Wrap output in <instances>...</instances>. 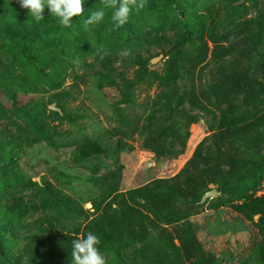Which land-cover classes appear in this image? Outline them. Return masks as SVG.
Segmentation results:
<instances>
[{"label": "rangeland", "instance_id": "obj_1", "mask_svg": "<svg viewBox=\"0 0 264 264\" xmlns=\"http://www.w3.org/2000/svg\"><path fill=\"white\" fill-rule=\"evenodd\" d=\"M99 6L100 0L77 17L82 31L83 21ZM201 16L205 28L214 21L219 33H230L223 45L233 52L225 59L216 57L206 35L202 42L209 51H198L200 26H195ZM258 23L264 25V0H147L122 28L109 31L110 14L91 27L84 50L71 48V39L60 28H50L47 40L36 42L41 51L36 68L0 77V264H33L24 254L28 238L35 244L42 230L47 235L61 229L80 232L109 203L118 210L119 199L113 198L120 193L154 187L158 181H183L181 174L198 150L209 167L199 165L189 172L206 186L198 189L196 200L174 203L183 212L179 225L191 226L211 264H264V182L250 192L258 213L246 218L234 208L243 199L232 186L219 179L207 184L212 173L202 174L219 165V170L227 169L218 158L215 137L222 108L212 93L218 66L237 72L249 67L250 87L264 85V31ZM123 49H131L132 55L122 57ZM77 59L78 65L73 63ZM242 100L243 95L234 100L241 114L264 108V96L257 108L245 107ZM51 104L60 110L59 118L51 114ZM33 119L44 122L45 140L32 133ZM92 144L98 153L81 156L79 148ZM233 148L241 157L264 164V145L258 150ZM39 188L55 194L50 203L57 211L33 209L41 199ZM211 189L216 197L200 203ZM15 202L25 208L8 214L6 206ZM58 218L61 224L52 220ZM176 227L160 223L149 228L142 242L101 251L109 264H147L145 258L175 264L160 231L174 234Z\"/></svg>", "mask_w": 264, "mask_h": 264}, {"label": "trees", "instance_id": "obj_2", "mask_svg": "<svg viewBox=\"0 0 264 264\" xmlns=\"http://www.w3.org/2000/svg\"><path fill=\"white\" fill-rule=\"evenodd\" d=\"M97 2L98 0H84L85 11ZM177 6L180 7V2L177 3ZM44 15L45 20L37 24L31 20L28 11L21 8L17 0H0V77L12 76L16 72L17 76L21 73L25 75L28 66L33 65V68H36L34 67L35 63H39L41 60L40 47H37L36 42L39 39L47 40L50 28H60L61 32L71 39V48L84 50L89 46L87 32L82 31L77 18L73 19L70 28H64L59 25L58 19L51 16L47 10ZM191 22H187L185 25L187 26ZM206 24V19L203 16L196 22L195 27L200 26V28L196 29L199 33L197 32L195 36L196 39L201 40L198 51L201 54L209 51L207 44L202 42L203 36L206 35L207 40L212 44V51L216 52V57L225 59L233 52L232 47L223 45L227 44L230 33H219L218 26L214 21H211L207 28H205ZM258 27L264 31L263 24L258 23ZM252 39H257V35H253ZM14 64H17L18 71L13 68ZM249 70L248 67L244 72H237L235 69H229L222 65L216 69V81L212 86V93L219 98L222 108L218 133L215 137L219 142L218 158L225 163L227 169L219 170V165L216 169L202 172L203 175L212 173V176L209 175L207 184L217 182L219 179L222 185L230 184L232 186L234 193L239 194V198L243 199L234 205V208L246 218H251L258 213L256 201L250 192L255 191L264 182V164L252 157H241L237 153V149L233 148L243 145L249 149L258 150L264 145V108L256 109L252 115H245L238 111L239 108L234 103L235 98L239 95H243V105L247 108H257L262 102L264 85H259V89L251 88L252 79L249 77ZM137 76L141 78L142 75L138 72ZM262 80L264 82V69ZM181 102L183 101L181 100ZM51 114L57 118L60 117L56 111ZM34 119L29 124L32 133L37 138L45 140L48 130L45 128L44 122L42 119L37 121ZM79 151L81 156L87 158L97 154L99 149L95 144H92L80 147ZM204 158L199 150L195 152L181 174V177H184L181 182L168 184L166 181H158L154 187H143L130 190L125 194H118L113 198L115 201L119 199L118 210L112 209L109 203L105 213L91 219L80 232L76 230L74 233H65L61 229L47 235V232L42 230L43 228L39 224V230H42L41 237L36 240L35 244H31L32 239L28 238L24 254L30 258L33 264H71L72 242L83 238L88 232H93L101 238L100 250H102L125 245L129 241L142 242L146 240L149 228L157 229L162 223L177 225L174 234L166 233L163 229L160 231V239L173 259V263L211 264L212 258L202 252L191 226L179 225L183 212L174 205L175 202L189 197H194L196 200L198 189L206 186L205 183H197V180L189 172V170L197 169L199 165H205L208 168L210 162L206 163ZM100 180L105 182L107 179L103 177ZM26 184H30V181ZM164 184L168 185L165 191L161 188ZM34 185L38 186L37 183ZM49 191L48 188H39L41 199L39 205L33 209L41 212L53 209L57 211L59 207L50 203V199L54 198L55 194ZM24 208L23 202H15L11 206H6V209L9 210L8 214L20 212ZM52 220L61 224V218ZM48 222L51 224V220ZM46 247L49 250L45 254H41ZM50 260H52L51 263H47ZM145 261L148 262L147 264H155L154 262L150 263L147 258ZM158 263L163 264L162 262ZM158 263L156 262V264Z\"/></svg>", "mask_w": 264, "mask_h": 264}, {"label": "clouds", "instance_id": "obj_3", "mask_svg": "<svg viewBox=\"0 0 264 264\" xmlns=\"http://www.w3.org/2000/svg\"><path fill=\"white\" fill-rule=\"evenodd\" d=\"M21 8L28 11L31 20L40 23L45 20V11L58 19L61 27L70 28L74 18L83 17L84 0H17ZM147 0H100V6L92 11L83 21L85 31L100 25L110 14L113 27L109 31L124 27L129 23L133 13L138 14L145 8ZM120 55L128 58L131 49H123ZM79 64V59L73 61ZM101 238L88 232L83 238L72 242L71 264H109L108 257L100 250Z\"/></svg>", "mask_w": 264, "mask_h": 264}, {"label": "water", "instance_id": "obj_4", "mask_svg": "<svg viewBox=\"0 0 264 264\" xmlns=\"http://www.w3.org/2000/svg\"><path fill=\"white\" fill-rule=\"evenodd\" d=\"M49 109L60 113V110L58 108H55L53 104L49 106ZM216 195H217V192L214 189H211L207 191L206 193H204V195L201 197L200 203H204L206 199H212L216 197Z\"/></svg>", "mask_w": 264, "mask_h": 264}]
</instances>
